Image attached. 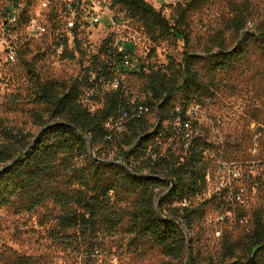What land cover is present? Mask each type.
<instances>
[{
	"label": "trees",
	"instance_id": "16d2710c",
	"mask_svg": "<svg viewBox=\"0 0 264 264\" xmlns=\"http://www.w3.org/2000/svg\"><path fill=\"white\" fill-rule=\"evenodd\" d=\"M6 1L0 7L3 19L9 12L10 0ZM227 1L230 17L224 26L234 35L236 46H226L224 32L219 31L211 37L203 55L188 50L189 35L181 27L188 12L200 6L198 0L180 4L173 25L147 0H113L114 10L149 26L153 39L154 33L165 36L170 30L180 36L186 48L182 63L150 67L145 72L143 64L139 69L121 66L122 72L145 78L144 98L134 97L122 88L99 89L101 105L93 112L84 103L91 86L89 75L96 65H102L99 55L112 57L114 40L110 37L103 40L99 53L89 59L94 68H84L86 75L82 81H43L34 73L37 78H33V101L43 106L46 114L32 115V122L41 127L40 131L32 135L0 118V209L33 213L52 205L57 213L51 238L67 249L85 247L97 252L101 238L123 234L128 237L129 247L158 250L169 259L164 264H198L192 249L187 256L184 227L190 229L204 216V207L216 199L213 195L203 203H194L207 186L206 151L216 146L208 141L206 127L198 119L187 117L185 111L193 103L202 107L214 96L216 75L234 72L244 60L249 43L264 50V21L254 28L248 26L249 15L260 9L252 0ZM78 43L76 49L80 48ZM126 49L132 56L134 45L126 43ZM16 53L18 57L20 48ZM63 57L75 59L73 52ZM201 61L210 77L207 81L203 71L196 67ZM30 70L33 71L32 66ZM178 96L184 102L179 111L175 105ZM140 105L147 107L148 112L129 118L124 131L107 140L105 122L119 117L124 109L133 114ZM156 111L158 120L169 121L167 127L153 128L150 114ZM158 135L161 140L155 141ZM113 146L117 152L113 159L102 158L106 148L113 150ZM225 152L229 157L235 154ZM253 187L261 195L262 203L251 214L250 231L239 237L221 233V257L211 264H264V177L256 179ZM162 188L166 192L158 197ZM241 190L237 185L232 193ZM222 195L224 203L233 202L228 201L227 188ZM184 200L189 201L187 206L182 205ZM0 264L39 263L32 256L2 252Z\"/></svg>",
	"mask_w": 264,
	"mask_h": 264
},
{
	"label": "rangeland",
	"instance_id": "374dc122",
	"mask_svg": "<svg viewBox=\"0 0 264 264\" xmlns=\"http://www.w3.org/2000/svg\"><path fill=\"white\" fill-rule=\"evenodd\" d=\"M156 10L165 16L173 25L178 18L177 10L185 0H147ZM197 1V0H196ZM244 1V0H239ZM3 0L1 6L6 5ZM200 6L188 12L182 22V29L189 35L188 50L203 54V50L211 44V37L219 31L224 32L225 43L229 48L236 46L234 35L225 29V21L230 17L227 0H198ZM260 9L249 15L251 25L258 26L264 21V0H252ZM120 8V7H119ZM115 10L118 20L104 23L100 27L91 28L79 36V47L75 50V59L60 57L53 51L52 38H30L24 27L12 31L9 37L3 34V17L0 15V118L10 126L19 127L32 135H36L41 127L32 122L33 113L45 114L44 107L33 101V78L38 75L41 80L59 82L82 81L85 78L84 68H94L90 62L92 55H97L103 40L110 37L117 41L132 43L133 65L143 71L150 67L165 68L174 62L182 63L185 51L183 40L169 31V35L160 36L154 33L143 21L129 19L125 13ZM1 14V11H0ZM13 43L21 53L14 62L7 60V50ZM248 52L234 72L218 73L217 82L213 87L214 96L208 99L198 112L199 123L206 127L208 141L216 147L206 151L209 158L207 186L204 197L198 196L194 203H203L216 195V199L204 207L205 214L192 225L184 227L188 240L187 256L193 250L198 264H211L221 257L222 234L233 233L242 236L251 229V214L262 203L261 195L253 187V181L264 177V50L249 43ZM83 55L80 54V50ZM204 55V54H203ZM99 58L101 56L99 55ZM31 63L33 71L30 70ZM170 63V64H169ZM205 62L197 63L196 67L203 71L207 81L208 72L204 71ZM126 90L134 97L144 98L145 78L136 74H124ZM176 107L183 108L180 96L175 102ZM157 111L150 114V121L156 127H167L169 121L157 120ZM46 115V114H45ZM46 117V116H45ZM161 140L160 135L155 141ZM98 149V148H97ZM234 152V156L226 154ZM117 154L107 147L102 158L111 160ZM94 157V153H92ZM226 162L236 165L251 180H236L244 190L243 204L233 199L232 203H224L222 188L230 181V175H220L219 164ZM165 189L158 190V197L165 194ZM232 198L229 197L231 202ZM222 202V203H221ZM219 203H221L219 205ZM57 213L52 205L33 213H16L12 208L0 209V253L28 255L34 257L39 264H164L169 259L156 249L144 250L129 247L128 237L123 234L106 236L100 239L96 250L85 247L67 249L51 238V229L55 228ZM221 217L225 219L222 220ZM220 232V235L218 234Z\"/></svg>",
	"mask_w": 264,
	"mask_h": 264
},
{
	"label": "built area",
	"instance_id": "2783aa9c",
	"mask_svg": "<svg viewBox=\"0 0 264 264\" xmlns=\"http://www.w3.org/2000/svg\"><path fill=\"white\" fill-rule=\"evenodd\" d=\"M7 7L8 16L2 22L5 37H9L12 31L24 27L26 35L30 38L45 36L52 38L53 51L60 57L66 55L67 52L74 53L77 50L76 44L83 32L89 33L91 28L100 27L104 23L111 24L118 20L114 12L113 0H10ZM10 46L6 51L7 60L14 62L17 58V51L13 43ZM112 46V57L106 58L105 55H101L102 65H96V69L92 70L89 75L91 86L86 92L84 103L91 112L101 105L98 100L99 89H126L123 79L126 73L122 72L120 67H131L133 65L132 56L127 52L125 41H117ZM201 108L200 104L193 103L186 109L185 115L198 119L197 115ZM179 110L180 108H177V111ZM146 112L148 108L140 105L133 114L124 109L119 117H110L105 122L107 129L105 138L111 140L115 133L124 131L125 122L129 118L140 117ZM218 169H220V175L227 174V172L230 175V181L223 185L222 190L227 188L230 198L243 204V190L233 194V182L251 180L252 176H245L232 163L223 162L219 164ZM205 191L198 196L204 197ZM188 204V200L182 202L183 206ZM218 234L220 235V232Z\"/></svg>",
	"mask_w": 264,
	"mask_h": 264
}]
</instances>
